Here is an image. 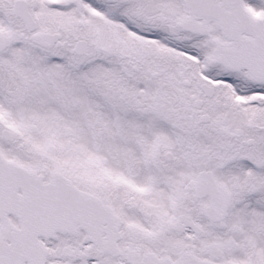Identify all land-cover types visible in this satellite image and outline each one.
I'll return each mask as SVG.
<instances>
[{
    "label": "snow or ice",
    "instance_id": "snow-or-ice-1",
    "mask_svg": "<svg viewBox=\"0 0 264 264\" xmlns=\"http://www.w3.org/2000/svg\"><path fill=\"white\" fill-rule=\"evenodd\" d=\"M0 264H264V0H0Z\"/></svg>",
    "mask_w": 264,
    "mask_h": 264
}]
</instances>
